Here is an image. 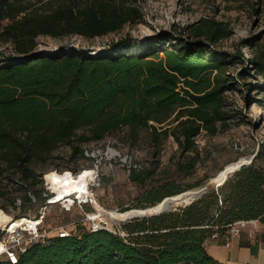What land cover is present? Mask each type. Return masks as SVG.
<instances>
[{"label":"trees","instance_id":"16d2710c","mask_svg":"<svg viewBox=\"0 0 264 264\" xmlns=\"http://www.w3.org/2000/svg\"><path fill=\"white\" fill-rule=\"evenodd\" d=\"M138 2L0 0V43L14 49L0 61V163L5 166L0 180L22 189V214L14 219H27L30 211L37 218L46 204V191L35 189L43 174L36 175V165L62 147L71 150L72 159L84 158L82 146L122 130L132 144L141 134L157 148L172 138L181 153L168 178L156 177L157 163L129 170V181L142 190L144 203L133 209L200 187L180 180L191 176L199 161L195 138L202 131L215 135L225 126L223 93L231 87L224 77L227 61L209 45L233 35L228 25L201 20L189 30L196 42L143 55L119 53L130 46L129 39L96 55L34 53L42 36L94 39L138 25ZM255 65L264 74L260 56ZM255 159L187 207L123 223L119 231L124 236L92 233L78 223L67 238L30 244L17 264H222L206 251V240L237 222L264 226V168ZM6 185L0 181V196L7 194ZM0 264L9 263L0 258Z\"/></svg>","mask_w":264,"mask_h":264},{"label":"rangeland","instance_id":"374dc122","mask_svg":"<svg viewBox=\"0 0 264 264\" xmlns=\"http://www.w3.org/2000/svg\"><path fill=\"white\" fill-rule=\"evenodd\" d=\"M138 6L142 14V23L138 25H126L116 33L94 39L42 36L36 40L34 53H68L74 50L96 55L120 40L129 39L130 46L119 50V53L143 55L155 49L164 50L180 43L196 42L190 37L189 30L201 20L226 24L233 32L229 39L216 46H210L206 40L200 39L213 52L226 56L224 77L231 87L223 93L227 117L225 126L219 127L215 135L202 131L195 138L199 161L192 175L181 179L180 183L185 186L200 184V187L193 189L202 190L197 196L199 199L211 190L220 189L215 188L210 179L228 164L241 159L249 162L255 157L256 165L264 168V74L255 65L257 56L264 62V0H139ZM150 45L153 48L147 51ZM13 54L11 45L0 43V61L1 57ZM82 149L84 158L72 159L69 148H59L45 164L35 166L36 175L43 173L37 176V180L42 181V176L49 172H68L66 169L74 171L70 174L77 179L81 170L90 169L93 174L87 184L94 200L92 211L116 231L125 222L110 219L108 212L144 205L140 197L142 190L129 181V170L135 167L150 168L157 163L156 177L168 178L181 158L172 138L157 148L145 134H141L139 141L132 144L127 140L125 130L102 142L84 145ZM4 167L0 163V168ZM61 176L72 181L69 174ZM18 178L16 175L15 179ZM0 181L6 185L5 180ZM40 187L45 188L42 182L35 189ZM21 190L19 186L8 183L4 190L7 194L0 196V210L12 221L22 214L18 200L22 196ZM13 200L14 205L11 204ZM25 214H28L27 219H33L32 211ZM73 219H82L78 209L67 215L58 206L49 207L45 211L44 230L49 231L60 222L67 223ZM252 227L254 224H249L241 232ZM3 228L0 227V241L5 233Z\"/></svg>","mask_w":264,"mask_h":264},{"label":"built area","instance_id":"2783aa9c","mask_svg":"<svg viewBox=\"0 0 264 264\" xmlns=\"http://www.w3.org/2000/svg\"><path fill=\"white\" fill-rule=\"evenodd\" d=\"M45 178L46 174L42 176L41 182L45 187L44 190L48 194V197L45 206L39 209L37 218L32 219V221H34L36 225H34L33 227H17L12 230H10L12 225H10V227L8 228H4V237L0 241V245L2 246V250L0 251V258H4L9 264H17L19 255L24 254L30 244L34 242L44 243L51 237L67 238L72 233H74L76 225L78 223H81L85 227L88 225V227L86 228L92 233L98 231H107L112 234H120L121 236H124L120 233V231L112 229V226L103 221V219H101V216L95 215L94 210L92 211L94 200L89 188V184L85 187V193L81 195V198H79V194H72L60 201L55 202L57 196L52 191L51 185L46 181ZM52 206H58L59 209L64 213H71L73 210L78 209L81 213L82 219L78 221H75L73 219L67 223H60L54 226L49 231H45V211L47 210V208ZM86 208H90L91 211H87ZM17 220L19 219H13V221ZM249 224H253V222L234 223L227 228L226 235H239L241 230ZM217 237L218 236H213L212 238L215 239Z\"/></svg>","mask_w":264,"mask_h":264},{"label":"bare ground","instance_id":"6f19581e","mask_svg":"<svg viewBox=\"0 0 264 264\" xmlns=\"http://www.w3.org/2000/svg\"><path fill=\"white\" fill-rule=\"evenodd\" d=\"M243 162L246 161L241 159L239 161L224 166L219 172L216 173L214 177L210 179V183L218 186L221 185L222 181L225 178L226 173L235 169L239 164ZM64 174H69L72 181H67V179L64 176H61ZM92 174L93 173L90 171V169H85L81 171L77 179L74 180V178H72L71 174L68 172H64L61 175L57 174L56 172L55 173L52 172L46 174L45 179L51 185V189H53L52 191H54V193L56 194L57 199L55 202H57L72 194H79V198H81V195L85 193V187L88 185L87 181L88 179H91ZM198 190L199 189L185 192V195L181 199L177 198L174 199V201H181L185 199L188 202L189 199L193 197L195 192H197ZM179 205L182 204L179 203ZM131 210H136V209H130L125 212L110 211L108 212V216L112 220L119 222H126L132 216L137 214L136 212H132ZM10 225H12L10 228V230H12L17 227H27V226L33 227L36 224L32 220L23 219V218L17 221H12L8 215H6L4 212L0 210V227L8 228L10 227ZM1 250H2V246L0 245V251Z\"/></svg>","mask_w":264,"mask_h":264},{"label":"crops","instance_id":"0c3cea01","mask_svg":"<svg viewBox=\"0 0 264 264\" xmlns=\"http://www.w3.org/2000/svg\"><path fill=\"white\" fill-rule=\"evenodd\" d=\"M253 224L239 235L223 233L206 240V251L222 264H264V226L257 221Z\"/></svg>","mask_w":264,"mask_h":264},{"label":"water","instance_id":"95a60500","mask_svg":"<svg viewBox=\"0 0 264 264\" xmlns=\"http://www.w3.org/2000/svg\"><path fill=\"white\" fill-rule=\"evenodd\" d=\"M250 163H251V160L249 162H243V163L239 164L235 169L226 173L225 178L222 181L221 185H219V186L214 185V184L213 185L215 186V188L222 187L230 177H232L242 167L247 166ZM201 193H202L201 189L198 190L197 192H195L193 197H191L188 202L185 199H183L181 201H174V199H177V198L181 199L185 195V193H182V194L174 196V197L165 198L164 200H162L159 204H157L155 206H152V207H149L146 209L131 210L132 212H136L137 214L132 216L127 221H131L133 219H141V218L158 216V215H161L162 213L168 212L170 210L176 211L178 208L187 207V206L191 205L193 202H195L197 200V196ZM179 203L182 205H179Z\"/></svg>","mask_w":264,"mask_h":264}]
</instances>
